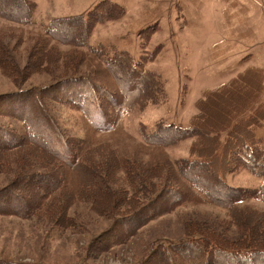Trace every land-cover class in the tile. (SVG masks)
Here are the masks:
<instances>
[{
	"label": "rangeland",
	"instance_id": "1",
	"mask_svg": "<svg viewBox=\"0 0 264 264\" xmlns=\"http://www.w3.org/2000/svg\"><path fill=\"white\" fill-rule=\"evenodd\" d=\"M34 1L37 7L33 13V21L47 23L60 16L73 18L77 14L85 15L87 12L84 8L89 0ZM128 2L130 5H125L124 0L125 11L121 18L96 25L90 39L91 45H114L113 48L116 46L118 50L130 53L135 59L141 54L142 57H151L147 68H151L163 79L165 102L163 100L157 104L148 103L143 105L144 107H133L128 112L116 114L119 115V124H123L128 133L140 134L138 138L141 136L142 139L143 133H151L156 125L188 127L192 116L199 111L197 101L208 92L226 85L246 69L258 72L261 70L264 74V0ZM153 6L155 10L151 9ZM46 30L47 24L46 27L22 26L0 20V48L3 51L0 61L4 65V69L0 66V130L12 135L14 141L19 139L17 133L22 130L20 119L18 116L8 117L9 113L14 112L17 115L26 114L31 119L35 117L34 120L37 119L41 123L46 120L55 122L58 132H50L53 139H47L43 135L38 137V140L53 149L51 147L56 143L67 140L66 137L82 136L83 116L75 108L76 103H72L71 98L74 94L79 96V93H76L77 87L84 86L86 82L82 81L83 83L76 86L70 79L87 78L89 75L96 81L106 82L109 77L107 72L100 70L94 62L83 58V48L80 47L59 44L55 48L58 53L52 52V56L46 58V47L38 39V34ZM42 51L43 55L39 57ZM73 60L76 61L75 70L73 63H70ZM253 80L257 82L254 76ZM129 82L131 83L127 80V83ZM48 85H52L51 91L43 94V98L38 99L31 92L32 87L38 91ZM116 86L112 84L107 88L113 91L110 89L113 87L120 93V87ZM27 89L29 94L21 96ZM52 97L58 99L57 103H52ZM261 100L264 103V88ZM212 101L215 107L211 103L209 107L205 106L206 110L210 109L214 116L219 115L223 119L219 109L228 108L229 100L223 96L210 99V102ZM87 105L92 108L97 106L89 102ZM38 125L43 130V127ZM255 129L262 139L259 144L264 147V119ZM4 134L0 132V137H4ZM191 142L192 139L188 137L169 145L168 155L173 160L188 157ZM205 151L209 153L210 150ZM101 152L103 153L96 151L93 157H105L108 151ZM47 163L36 151H17L0 160V212L12 213L27 209L31 193L24 194L20 189L10 190V185L12 186L17 178L19 181L31 173H44L48 168ZM96 172L106 178L107 186L114 192L119 187L129 189L124 183L122 172L113 174L101 167ZM85 173L86 180L93 182L94 178L90 172ZM228 174L226 182L232 185L255 187L260 183L257 176L247 172ZM44 180L46 179L43 178V182ZM154 181L163 184V179ZM28 186L33 191L37 190L35 183H29ZM263 191H247L248 194L244 196L240 206H250L264 213ZM100 193L108 199L104 190L98 192ZM62 196L63 194H60L58 199ZM116 196H119L118 193ZM144 200L138 204L144 203ZM131 202L133 201L130 200L121 206L118 198L116 207L122 212ZM59 204L56 205L58 210ZM108 204L109 199L106 206ZM175 210L136 230L134 223L138 218L120 219L115 228L112 223L116 217L97 215L94 209L89 208V204L85 205L81 200L74 202L70 207L69 215L74 217L76 226L73 229L56 228L53 222L61 221V217L51 211L46 213L37 210L28 219L0 215V260L17 264H133L142 256H146L148 247L158 239H163L162 242L166 245L173 244L195 231L212 232L227 243V239L241 241V238L246 237L247 233L242 231L244 225L238 227L240 230L236 229L226 211L212 204L187 207L181 205ZM117 213L115 214L119 217ZM126 229L127 240H120L121 243H118V233ZM251 235L264 238V232L261 234L258 229L253 230ZM152 263L147 260L145 262Z\"/></svg>",
	"mask_w": 264,
	"mask_h": 264
},
{
	"label": "trees",
	"instance_id": "2",
	"mask_svg": "<svg viewBox=\"0 0 264 264\" xmlns=\"http://www.w3.org/2000/svg\"><path fill=\"white\" fill-rule=\"evenodd\" d=\"M35 8L33 0H0V20L22 26L46 27V24L33 21ZM124 11L123 5L100 0L86 15L59 18L55 22L52 20L53 22L47 23V30L38 34L40 43L46 47V58L52 56V52L58 53L55 48L59 44L83 48V58L106 71L109 81H96L89 75L87 78L70 79L76 86L86 82L84 86L77 87L76 93L79 96L74 94L71 98V102L76 103L75 108L83 116L82 136L66 137L67 140L56 143L51 147L53 149L48 148L38 137L43 135L47 139H53L50 132H58L55 122L46 120L41 123L34 120L35 117L31 119L23 113H9L8 117L18 116L22 130L17 133V141L12 139V135L0 130L5 133L4 137H0V160L17 151H36L48 162V168L44 173H31L12 182L14 184L10 185V190L20 189L24 194L31 193L29 206L19 212L1 211L0 215L28 219L37 210L46 213L51 211L61 217V221L53 222L56 228L73 229L76 226L74 217L69 215L70 207L81 200L85 205L89 204V208L94 209L97 215L116 217L112 223L114 227L120 223V219L138 218L134 223L136 230L164 214L175 212V208L181 205L187 207L209 203L225 210L236 229L244 225L242 231L247 233L246 240L227 239V243L212 232L195 231L173 244L166 245L162 242L163 239L153 241L146 256L133 264H145L146 260L154 264H264V238L251 235L256 229L261 234L264 232V213L250 206H240L247 191L259 193L261 189L264 190V147L259 144L262 139L255 129L264 119V103L261 100L263 72L246 69L226 85L208 92L197 101L199 111L192 116L188 127L160 124L151 133L144 132L142 139L141 136L138 138L140 134L132 135L123 128V124H119V115L116 114L128 112L133 107L141 108L148 103L163 101V79L151 68H147L151 57H142L141 54L135 59L130 53L118 50L116 46L113 48L114 45L90 44L96 25L119 19ZM41 55L43 51L39 57ZM1 56L3 51L0 48ZM73 61L70 63H73L75 70L76 61ZM0 66H4L1 61ZM253 76L257 78L256 83ZM127 80L131 83H127ZM112 84L117 85L116 88L120 87V93L113 87L110 88L113 91L107 88ZM51 88L52 85H48L37 91L32 87L31 92L40 99ZM29 92L27 89L21 96L25 97ZM223 96L227 97L230 106L219 109L224 117L222 119L219 115L214 116L210 109L206 110L205 106L209 107L212 103L215 107L210 99ZM50 100L57 103L58 99L52 97ZM87 102L97 106L89 107ZM188 137L192 139L188 157L180 160L170 158L167 147ZM205 149L210 150L209 153ZM102 150L108 151L105 157H93L96 151L103 153ZM100 167L113 174L122 172L124 183L129 189L119 187L114 192L107 186L106 178L96 172ZM85 171L90 172L93 182L86 180ZM240 172L257 176L260 183L255 187H247L226 182L228 173L233 175ZM43 178L46 179L44 182ZM156 179H163V184H157L154 181ZM29 183H35L37 190L33 191L28 186ZM103 190L109 199L108 206V199L102 197L101 193L98 194ZM60 194L63 196L58 199ZM118 198L121 206L130 200L135 203L131 202L121 212L116 207ZM262 198L264 199V191ZM143 199L144 203L138 204ZM58 203L59 210L56 209ZM127 231L128 229L121 230L118 233V243H121L120 240H127ZM6 263L17 264L0 260V264Z\"/></svg>",
	"mask_w": 264,
	"mask_h": 264
},
{
	"label": "crops",
	"instance_id": "3",
	"mask_svg": "<svg viewBox=\"0 0 264 264\" xmlns=\"http://www.w3.org/2000/svg\"><path fill=\"white\" fill-rule=\"evenodd\" d=\"M34 1V0H33ZM100 0H89L88 2H86L87 3V6L84 8V9H86V12L88 13L91 9H93L94 7V5H96L98 2H99ZM113 2H116V3H121V4H123L124 5V0H112ZM146 2H148V3H150V0H145ZM35 2V1H34ZM125 5H130L129 4V2H128V0H125ZM36 4V3H35ZM125 5H124V7H125ZM36 7H37V4H36ZM93 7V8H92ZM151 9H153V10H155V8H154V6L153 7H151ZM86 13V14H87ZM85 14V15H86ZM77 15H81V16H84V14L83 13H81V14H77ZM77 15H75V16H77ZM59 18H64L63 16H60V17H58V18H55V19H59ZM55 19H53V20H55ZM50 21H52V20H50ZM50 21H48L47 23H49ZM35 23H37V24H47V23H41V22H35Z\"/></svg>",
	"mask_w": 264,
	"mask_h": 264
}]
</instances>
